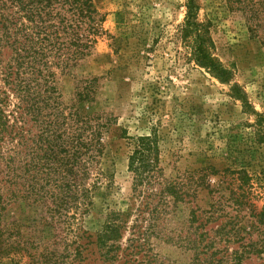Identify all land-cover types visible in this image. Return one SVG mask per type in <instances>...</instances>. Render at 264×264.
<instances>
[{
  "label": "rangeland",
  "instance_id": "1",
  "mask_svg": "<svg viewBox=\"0 0 264 264\" xmlns=\"http://www.w3.org/2000/svg\"><path fill=\"white\" fill-rule=\"evenodd\" d=\"M92 1L104 16L103 33L90 55L70 74L56 76L60 102L66 108L76 101L77 83L84 78H95L93 102L77 103L75 107H80L82 113L111 118L112 124L103 136L101 158L107 180L95 190L93 206L85 220L92 235L90 241L94 242L106 212L129 211L128 225L136 217L141 198L137 199L132 192L127 158L135 138L155 133L162 177L179 182L187 197L156 221L159 238L152 235L149 239L152 247L149 254L156 256L153 264H197L193 252L185 247L188 240L203 230L212 237L210 229L215 230L226 221L231 223L226 225V232L238 230L239 237L262 246L263 9L251 21L259 26L254 36L247 29L252 23L239 9L237 0H193L197 22L211 43L209 53L226 71L218 76L193 59L189 45L181 36L189 0ZM234 200L243 205L235 204ZM211 205L215 206L219 220L195 230L198 222L191 226V211L202 221L206 217L202 211ZM30 210L19 201L10 206L14 242L20 241L19 231L24 233V240L39 236L31 228ZM260 213L262 224L257 222ZM142 218L144 225L148 213H143ZM163 235L171 236V243L166 244ZM127 238L128 232L121 240L119 257L124 255ZM218 248H226L229 254L237 245L220 243ZM34 252L29 250L31 255ZM223 252L213 258L214 264ZM209 254L200 255L199 263L209 264ZM82 257L80 264H122V260L106 262L94 245ZM135 259L134 264L146 263L142 254ZM222 259L224 264L230 263L225 261L229 260L226 256ZM29 263L30 258L23 253L13 251L8 257L0 256V264ZM241 264H264V253L251 256Z\"/></svg>",
  "mask_w": 264,
  "mask_h": 264
},
{
  "label": "trees",
  "instance_id": "2",
  "mask_svg": "<svg viewBox=\"0 0 264 264\" xmlns=\"http://www.w3.org/2000/svg\"><path fill=\"white\" fill-rule=\"evenodd\" d=\"M237 2L250 22L261 9L264 14V0ZM103 22L104 16L92 0H0V256L8 257L14 251L28 255L29 264H80L83 253L94 245L108 263L134 264L135 257L142 254L145 264H153L156 256L149 254V239L152 235L159 238L156 221L187 197L179 182L162 177L156 134L137 137L127 158L132 192L141 198L136 217L128 225L129 211L106 212L94 242L90 241L85 220L95 190L107 180L101 158L111 118L82 113L75 107L93 102L95 78L77 83L76 101L66 108L60 102L56 76L70 74L90 55L103 33ZM256 25L247 26L254 36ZM181 36L200 66L218 76L226 73L209 53L211 43L197 22L193 0L186 5ZM16 201L30 207L31 228L39 235L24 240L19 231L18 243L12 240L14 227L9 217V208ZM234 203L243 205L237 200ZM145 212L149 218L143 225ZM216 213L211 205L202 211L206 217L201 221L191 211L190 224L198 222L195 230L214 224L219 220ZM262 215H257L260 224ZM230 224L226 221L210 229L212 237L203 230L188 240L185 247L193 252L197 264H203L199 256L208 253L209 264L223 251L229 264H241L264 253V244L257 246L239 237L238 230L226 232ZM126 232L129 238L119 257ZM163 241L169 244L172 237L164 236ZM220 243L236 244L237 249L227 254L226 248H218ZM30 249L35 250L34 255ZM222 257L215 264H224Z\"/></svg>",
  "mask_w": 264,
  "mask_h": 264
}]
</instances>
